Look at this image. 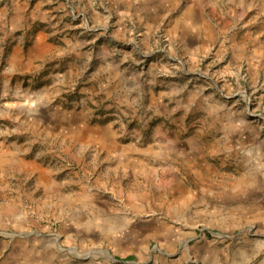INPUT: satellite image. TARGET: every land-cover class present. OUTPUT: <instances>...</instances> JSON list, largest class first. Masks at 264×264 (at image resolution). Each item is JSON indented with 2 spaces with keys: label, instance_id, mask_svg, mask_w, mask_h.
Instances as JSON below:
<instances>
[{
  "label": "rangeland",
  "instance_id": "374dc122",
  "mask_svg": "<svg viewBox=\"0 0 264 264\" xmlns=\"http://www.w3.org/2000/svg\"><path fill=\"white\" fill-rule=\"evenodd\" d=\"M0 264H264V0H0Z\"/></svg>",
  "mask_w": 264,
  "mask_h": 264
},
{
  "label": "crops",
  "instance_id": "0c3cea01",
  "mask_svg": "<svg viewBox=\"0 0 264 264\" xmlns=\"http://www.w3.org/2000/svg\"><path fill=\"white\" fill-rule=\"evenodd\" d=\"M26 11H23V12H21V14H23V15H21V16H24V13H25ZM20 16V17H21ZM10 21V23H13V22H16V24L18 23V24H22V22L24 21V20H9Z\"/></svg>",
  "mask_w": 264,
  "mask_h": 264
},
{
  "label": "water",
  "instance_id": "95a60500",
  "mask_svg": "<svg viewBox=\"0 0 264 264\" xmlns=\"http://www.w3.org/2000/svg\"><path fill=\"white\" fill-rule=\"evenodd\" d=\"M110 258H111L114 262H120L119 260L113 258L112 256H110Z\"/></svg>",
  "mask_w": 264,
  "mask_h": 264
}]
</instances>
